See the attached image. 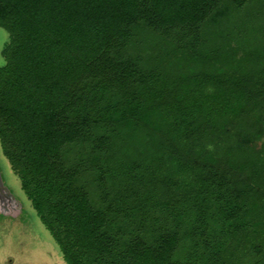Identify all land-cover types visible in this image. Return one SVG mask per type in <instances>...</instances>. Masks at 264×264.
<instances>
[{
    "label": "trees",
    "instance_id": "obj_1",
    "mask_svg": "<svg viewBox=\"0 0 264 264\" xmlns=\"http://www.w3.org/2000/svg\"><path fill=\"white\" fill-rule=\"evenodd\" d=\"M0 146L65 264H264V0H0Z\"/></svg>",
    "mask_w": 264,
    "mask_h": 264
},
{
    "label": "rangeland",
    "instance_id": "obj_2",
    "mask_svg": "<svg viewBox=\"0 0 264 264\" xmlns=\"http://www.w3.org/2000/svg\"><path fill=\"white\" fill-rule=\"evenodd\" d=\"M7 41L8 34L0 28V67L5 64L1 52ZM0 175L13 196V212L0 214V264H65L61 250L32 208L1 146Z\"/></svg>",
    "mask_w": 264,
    "mask_h": 264
},
{
    "label": "water",
    "instance_id": "obj_3",
    "mask_svg": "<svg viewBox=\"0 0 264 264\" xmlns=\"http://www.w3.org/2000/svg\"><path fill=\"white\" fill-rule=\"evenodd\" d=\"M13 196L10 191L4 186L0 175V214L9 215L13 212L12 209Z\"/></svg>",
    "mask_w": 264,
    "mask_h": 264
}]
</instances>
